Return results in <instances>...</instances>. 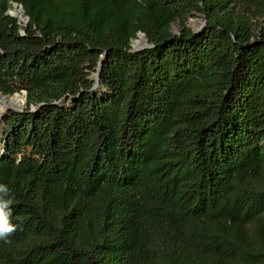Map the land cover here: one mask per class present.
Returning a JSON list of instances; mask_svg holds the SVG:
<instances>
[{
	"label": "trees",
	"instance_id": "16d2710c",
	"mask_svg": "<svg viewBox=\"0 0 264 264\" xmlns=\"http://www.w3.org/2000/svg\"><path fill=\"white\" fill-rule=\"evenodd\" d=\"M22 91L0 264H264V0H0Z\"/></svg>",
	"mask_w": 264,
	"mask_h": 264
},
{
	"label": "water",
	"instance_id": "95a60500",
	"mask_svg": "<svg viewBox=\"0 0 264 264\" xmlns=\"http://www.w3.org/2000/svg\"><path fill=\"white\" fill-rule=\"evenodd\" d=\"M20 9H22V10H24L23 9V6L21 5V8ZM8 13L10 14V15H12V16H15L16 17V13H14V11H11L10 9L8 10ZM20 21H23L24 23L23 24H27L28 22H29V16L28 15H26V16H24V17H17ZM192 20V19H191ZM206 22H207V20H206V18H203V22H202V24H201V26L199 27V28H196V27H194L193 25H191V27L193 28V30L197 33V34H199V33H201L202 32V30L204 29V27L206 26ZM177 30V27L176 26H174V32L175 33H180V31H176ZM141 33V37L142 38H144V40H145V42H144V44H142V45H140V46H134L133 44H132V50L133 51H139V50H141V49H143V48H146V47H150V46H152L153 44L152 43H149L148 42V38H147V36H146V34L144 33V32H140ZM104 56H105V54H103L102 55V58H101V60H100V63H99V66H98V69H97V72L94 74V85H93V87H92V90H97L98 88H100V85L102 84V81H101V77H100V70H101V67H102V62H103V58H104ZM22 93H23V95H24V97H25V101L27 100V92L26 91H22ZM0 94H2L1 92H0ZM2 96H6V95H4V94H2ZM68 101H67V99L66 98H62L61 100H60V103L61 104H64V103H67ZM34 110H36V109H34ZM15 111H18V112H22L23 110L21 109V108H19V109H16ZM10 114V112L7 114V115H9ZM4 151H5V147L3 146L2 147V149H0V159L2 158V154L4 153Z\"/></svg>",
	"mask_w": 264,
	"mask_h": 264
},
{
	"label": "clouds",
	"instance_id": "9594fccd",
	"mask_svg": "<svg viewBox=\"0 0 264 264\" xmlns=\"http://www.w3.org/2000/svg\"><path fill=\"white\" fill-rule=\"evenodd\" d=\"M8 188L6 185L0 184V240L5 243L11 241L8 237L16 230V225L12 223V209L10 205L12 200L8 197Z\"/></svg>",
	"mask_w": 264,
	"mask_h": 264
},
{
	"label": "bare ground",
	"instance_id": "6f19581e",
	"mask_svg": "<svg viewBox=\"0 0 264 264\" xmlns=\"http://www.w3.org/2000/svg\"><path fill=\"white\" fill-rule=\"evenodd\" d=\"M18 16L22 17L20 11H14ZM23 12V11H22ZM145 40L142 37L137 38L134 41V46H140L144 44ZM25 98L22 95L15 94L11 96H2L0 94V139L4 134L5 129V117L11 110L19 109L23 106Z\"/></svg>",
	"mask_w": 264,
	"mask_h": 264
},
{
	"label": "rangeland",
	"instance_id": "374dc122",
	"mask_svg": "<svg viewBox=\"0 0 264 264\" xmlns=\"http://www.w3.org/2000/svg\"><path fill=\"white\" fill-rule=\"evenodd\" d=\"M20 8H21V5H19V4H17V3H13L12 7L10 8V10H11V11H17V10H18V11L21 12L22 17L26 16L24 10H22V9H20ZM22 11H23V12H22ZM14 13H15V12H14ZM16 17H19V16L16 15ZM21 22L24 23L23 21H21ZM202 22H203V17H195V18H192L190 25H193L194 27L199 28V27L201 26ZM176 27H177V30H176V31H180L179 28H178V26H176ZM22 31H23V30H22ZM139 37H141V33H139V35H138L137 38H139ZM137 38H136V39H137ZM136 39H134V40L132 41V44H133V45H134V41H135ZM106 91H107V89H105L104 91H102V93H104V92H106ZM15 94H19V95L24 96L22 92H17V93H15ZM15 94H14V95H15ZM6 96H11V95H6ZM24 98H25V97H24ZM26 106H27V100L24 102V104H23V106L21 107V109L24 111V109L26 108ZM32 107H33V109H35L34 106H32ZM11 111H15V110H11ZM11 111H10V112H11ZM8 116H9V115H7V116L5 117V129H4V134H5L6 127H7L6 118H7ZM4 134L2 135V138L0 139V149H2V147H3V137H4Z\"/></svg>",
	"mask_w": 264,
	"mask_h": 264
}]
</instances>
